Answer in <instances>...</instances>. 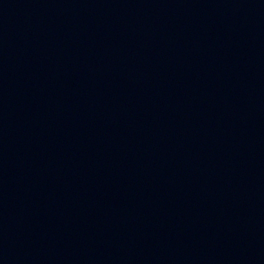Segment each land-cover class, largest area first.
Instances as JSON below:
<instances>
[{
	"label": "water",
	"instance_id": "water-1",
	"mask_svg": "<svg viewBox=\"0 0 264 264\" xmlns=\"http://www.w3.org/2000/svg\"><path fill=\"white\" fill-rule=\"evenodd\" d=\"M0 264H264V0H0Z\"/></svg>",
	"mask_w": 264,
	"mask_h": 264
}]
</instances>
